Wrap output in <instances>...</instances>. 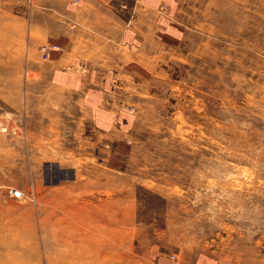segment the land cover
<instances>
[{
    "label": "rangeland",
    "instance_id": "1",
    "mask_svg": "<svg viewBox=\"0 0 264 264\" xmlns=\"http://www.w3.org/2000/svg\"><path fill=\"white\" fill-rule=\"evenodd\" d=\"M50 1L0 0V264H264V0H114L99 55Z\"/></svg>",
    "mask_w": 264,
    "mask_h": 264
},
{
    "label": "crops",
    "instance_id": "2",
    "mask_svg": "<svg viewBox=\"0 0 264 264\" xmlns=\"http://www.w3.org/2000/svg\"><path fill=\"white\" fill-rule=\"evenodd\" d=\"M81 3L78 6V13L75 15L77 18V24L74 31H69L74 34L75 42L71 39V34L68 33L67 36H60L59 44L62 42H68L69 45L76 43V48L79 49V43L81 48L87 51L92 50L93 54H98L99 51L106 52L108 49L109 40L111 38H116L117 41L124 39L125 36V23L124 18L118 14L113 13L116 10L124 11L127 7L126 3L116 4L114 0H80ZM78 2V1H77ZM122 3V4H121ZM49 9L55 10L62 8V3L58 0L49 2ZM135 5V4H134ZM115 8V9H114ZM116 21L119 23L115 28H113V22L108 21L107 17H116ZM61 39V40H60ZM55 43V42H54ZM57 44V43H56ZM110 45V44H109ZM83 65V61L79 62ZM101 64V63H100Z\"/></svg>",
    "mask_w": 264,
    "mask_h": 264
},
{
    "label": "built area",
    "instance_id": "3",
    "mask_svg": "<svg viewBox=\"0 0 264 264\" xmlns=\"http://www.w3.org/2000/svg\"><path fill=\"white\" fill-rule=\"evenodd\" d=\"M77 0H73V2H76ZM20 194V193H19Z\"/></svg>",
    "mask_w": 264,
    "mask_h": 264
},
{
    "label": "bare ground",
    "instance_id": "4",
    "mask_svg": "<svg viewBox=\"0 0 264 264\" xmlns=\"http://www.w3.org/2000/svg\"><path fill=\"white\" fill-rule=\"evenodd\" d=\"M72 2H73V0H72ZM77 2V1H76ZM76 2H73V3H76Z\"/></svg>",
    "mask_w": 264,
    "mask_h": 264
}]
</instances>
